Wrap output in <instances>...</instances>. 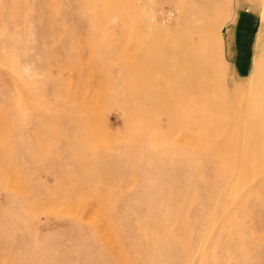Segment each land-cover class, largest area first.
Masks as SVG:
<instances>
[{
  "label": "rangeland",
  "instance_id": "rangeland-1",
  "mask_svg": "<svg viewBox=\"0 0 264 264\" xmlns=\"http://www.w3.org/2000/svg\"><path fill=\"white\" fill-rule=\"evenodd\" d=\"M0 264H264V0H0Z\"/></svg>",
  "mask_w": 264,
  "mask_h": 264
},
{
  "label": "crops",
  "instance_id": "crops-1",
  "mask_svg": "<svg viewBox=\"0 0 264 264\" xmlns=\"http://www.w3.org/2000/svg\"><path fill=\"white\" fill-rule=\"evenodd\" d=\"M249 28H241L237 31V34L235 35V38L239 40V48L238 50V58L236 57L233 62V67L238 75L241 77H244L248 74V71L250 69L246 66V54H247V45L249 41ZM235 39V40H236Z\"/></svg>",
  "mask_w": 264,
  "mask_h": 264
},
{
  "label": "bare ground",
  "instance_id": "bare-ground-1",
  "mask_svg": "<svg viewBox=\"0 0 264 264\" xmlns=\"http://www.w3.org/2000/svg\"><path fill=\"white\" fill-rule=\"evenodd\" d=\"M193 55L191 54V57H192ZM191 57H190V59H189V61H188V64H187V67H186V77H187V81L189 82V83H192V71H193V64H192V59H191ZM189 86V88H188V94L190 95L192 92V94H194V89H193V87H190V84H188Z\"/></svg>",
  "mask_w": 264,
  "mask_h": 264
}]
</instances>
